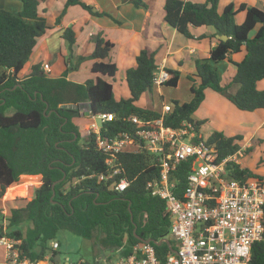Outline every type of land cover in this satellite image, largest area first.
<instances>
[{
  "label": "trees",
  "instance_id": "obj_1",
  "mask_svg": "<svg viewBox=\"0 0 264 264\" xmlns=\"http://www.w3.org/2000/svg\"><path fill=\"white\" fill-rule=\"evenodd\" d=\"M41 1L21 0V9L16 12L0 8V197L16 181L38 185L24 206L11 209L5 218V229L0 224V237L20 240L17 245L19 258L31 262L46 258L55 261L57 251L50 242L61 229L88 240L97 233L103 247L118 249L123 256L130 254L133 246L141 242L137 236L162 241L159 245L151 244L164 260L169 251L175 249V243L169 238L170 218L165 212L164 200L151 196L145 188L146 182L158 175V169L151 164L153 156L143 152L119 153L130 184L123 191L113 190L109 187L110 180L98 179L106 172V164L105 155L96 148L95 134L86 131L83 142L80 141L78 120L82 117L80 104L86 102L91 104L92 114L109 112L114 115L112 120L102 123L100 133L103 136L133 130L132 123L126 120L130 115L143 119L158 118L159 111L138 104L144 92L153 90L152 77L157 68L155 52L145 46L140 49L136 65L126 70L129 96L116 99L112 83L102 77L115 79L116 76V63L105 61L113 43L104 39L100 32L93 34L89 38L93 43L92 51L75 57L72 54L75 32L68 26L61 33L68 50L61 75L50 77L40 63H36L26 76L20 78L18 73L28 61L37 37L49 27L39 13ZM122 1L147 7L144 0ZM217 3L218 0L164 1L163 20L185 37L194 38L190 25L212 26L215 33L227 36L225 40H218L209 57L195 60L194 76L186 75L191 81V98L184 102L172 100L171 110L163 115V123L167 126L176 128L183 121H190L199 132L204 121L194 119L192 114L203 101L207 87L225 96L241 110L264 108V89L258 87V82L264 78V8L229 3L219 13ZM74 4H79L91 15H108L95 10L84 0H65L56 16V24L66 8ZM240 11L244 12V18L236 23L235 15ZM112 19L121 23L117 18ZM257 24L260 26L250 36ZM203 37L205 35L197 38ZM242 46L244 57L233 62L235 73L229 82L221 84L216 64L226 58L231 61L229 55L239 52ZM85 59H93L90 71L98 75L84 82L67 79L68 72L77 70ZM165 69L169 78L163 85L176 87L180 71ZM232 83L238 85L233 92L229 91ZM8 110L11 113L7 114ZM241 139L240 134L226 136L222 131L213 130L206 140L215 146L220 159L239 149ZM252 149L251 144L245 152ZM259 161H263L262 158ZM259 163L254 167H240L233 163L228 168L231 176L240 181L264 179L255 171ZM189 166L190 162L184 161L176 171L178 194L185 186ZM3 219L0 214V221ZM166 238H169V245L163 241ZM251 264H264V229L261 240L252 245Z\"/></svg>",
  "mask_w": 264,
  "mask_h": 264
},
{
  "label": "built area",
  "instance_id": "obj_2",
  "mask_svg": "<svg viewBox=\"0 0 264 264\" xmlns=\"http://www.w3.org/2000/svg\"><path fill=\"white\" fill-rule=\"evenodd\" d=\"M49 70L48 63L41 65ZM169 78L165 68L157 67L152 82L162 86ZM79 107L80 115L87 112L90 120L87 132L95 134L97 150L105 155L106 172L99 180H110L109 187L116 191L125 190L127 178L118 154L143 152L153 156L152 165L158 175L146 182L151 196L164 200L165 212L170 218V236L175 243L162 260L151 242H139L130 254L120 255L112 264H251L252 245L261 240L264 220V180L249 178L238 180L231 176L233 163L244 167L242 159L246 147L240 145L234 153L218 158L213 144L207 142L195 130L193 122L183 121L179 127L163 123V115L171 110V103L163 102L160 116L143 119L130 115L126 120L134 126L131 131H120L112 136H103L100 127L113 119L112 113L92 116L88 103ZM101 120V126L97 123ZM189 161L185 186L177 193L176 171L180 163ZM6 249L5 264H34L27 258H19L20 240L0 237ZM53 249L57 241H51ZM107 264L104 257L95 259L96 264ZM59 264H70L67 260ZM72 264H88L79 259Z\"/></svg>",
  "mask_w": 264,
  "mask_h": 264
},
{
  "label": "crops",
  "instance_id": "obj_3",
  "mask_svg": "<svg viewBox=\"0 0 264 264\" xmlns=\"http://www.w3.org/2000/svg\"><path fill=\"white\" fill-rule=\"evenodd\" d=\"M84 1L87 4L93 6L95 10L99 12L103 11L108 15H111L112 17H109L108 15H91L79 4H74L69 5L66 8V11L62 15L60 22L56 24V16L62 10L65 0H43L39 3V13L45 17L46 24L49 27L43 34L37 37L36 44L28 61L24 64L23 68L18 73V76L20 78L26 76L30 72L31 66L36 63H40V66L43 63H48L49 70L46 73L50 77H58L61 75L62 71L65 69V57L68 54L66 43L62 38L61 33L63 29L68 26H71L75 32V42L72 46V54L75 57L78 55H87L92 51L93 43L89 40V38L93 34L100 32L104 39L109 40L113 43V47L111 48L109 55L105 59V61L116 63L118 69L115 79L117 78V75L125 79L126 70L136 65V56L139 53L140 49L145 46L155 52V62L157 64V67L173 68L180 71V77L177 85L184 77L190 86L191 81L187 79L186 75L190 74L194 76L196 72L195 60L209 57L210 50L217 44L218 40L220 39V35L215 33V29L212 26L190 25L189 30L194 38H187L183 34L178 32L175 28L169 26L163 20V4L165 0H144V2L147 4V7H136L131 2L122 0ZM190 1L203 2L204 0ZM229 3H234L235 6H238L240 3H245L247 5H253L261 9L264 8V0H218L217 11L221 13L224 7ZM0 8H4L12 12L19 11L21 9V0H0ZM113 17L119 19L121 23H115L112 19ZM243 18L244 12H238L235 15L236 23H240ZM259 26L260 25L257 24L254 28L253 34L251 35L250 32L249 35L253 36ZM201 35H205V37L197 38ZM244 54L245 49L244 46H242L239 52L231 53L229 55L231 61H229L227 58L222 61V65H224L225 68L224 70H227V72L229 73L224 81L223 79L220 80L221 84H226L227 82H229L236 70V66L233 62L240 61L244 57ZM92 62L93 59H85L84 61H82L77 70H71L68 72L67 79L74 82H84L88 78L94 79L98 74L92 73L91 71L89 75H86L83 78H80L78 76V71L80 70L79 68L85 65H88L90 68ZM102 77L112 83L113 92L116 99L129 96L128 88H124V90L120 92V95H116L113 84V81H115V79H112L108 76ZM153 86L155 87L154 90H156V92L160 95L163 89L162 87L165 85ZM125 87H127V84L125 85ZM258 87L264 89V78L258 82ZM237 88L238 85L233 84L229 89L231 92H233ZM144 93L138 100V104L146 108L154 109L155 107L150 106L151 102L149 103V101L147 102V100L143 101L142 96L144 95ZM209 94L214 96L217 95L212 92L211 88H205L204 99L192 114V117L194 119L204 121L200 126V130L206 122V119L204 118L206 117V115H204L203 117H196L195 114L202 107L206 109V105L208 103L207 96ZM218 94L221 95L220 93ZM223 97L226 98L225 96ZM247 113H251L247 114L248 116L252 115L251 119L253 120V122H255L253 126H244L243 128L242 126L237 125V128L235 126L231 127L234 128L231 130L229 126L226 125L224 127L229 130L228 133H225L220 129L218 131H222L226 136H229L231 134H240L242 136V139L239 141V144L244 145L246 148H248L254 140L261 139L260 141L256 142L255 148L259 147L260 149L264 150V108L254 111H247ZM83 117L84 116H82L81 118ZM86 119L89 120L88 115L86 116ZM86 124L87 123H85V126ZM243 133L245 134V136H243ZM16 182H14L13 184H15ZM28 184H32L33 188L38 186H35V184L33 183ZM8 189L9 186L5 189V192L0 197V214H3L4 217V219L0 221V224L2 223L4 229L6 227L5 218L10 215L11 209L24 206L30 199L28 197L26 199V196L19 193L8 195ZM95 259L94 262H87L86 260L85 261L88 264H96ZM5 262L6 249L0 243V264H5ZM60 262H62V260L59 256V260L55 259L54 262L46 258L34 264H59ZM100 264L103 263L100 262ZM108 264H112V262H109Z\"/></svg>",
  "mask_w": 264,
  "mask_h": 264
},
{
  "label": "rangeland",
  "instance_id": "obj_4",
  "mask_svg": "<svg viewBox=\"0 0 264 264\" xmlns=\"http://www.w3.org/2000/svg\"><path fill=\"white\" fill-rule=\"evenodd\" d=\"M253 32L254 30L251 31V35L253 34ZM222 63L223 62H219L218 64H216V67L219 71L220 79H223L224 81L227 78L229 72H227V70H224L225 68ZM79 69L80 70L78 71V76L80 78H83L86 75L90 74V68L88 65L82 66ZM113 84L116 95H120V92H122L124 88H127L125 87V79L120 77L119 75H117V78L115 79V81H113ZM154 88L155 87L153 86V91H146L142 96L143 101L147 100V102H151L150 106L155 107L154 109L161 108L163 102L172 104L173 99H178L179 101H189L191 98L189 92V84L184 77L181 79L177 87L163 86L160 95L156 92V90H154ZM212 92L217 95L214 96L209 94L207 96L208 103L206 105V109L202 107L195 114L196 117H203L204 115H206V117H204L206 119V122L199 131L203 138H207L209 133L213 130L220 129L225 133H228L229 130L224 127L226 125L229 126V128L232 130L234 129L231 128L233 126L237 128V125H240L244 128V126H253L255 124V122H253V120L251 119L252 115H247L251 113H247V111L245 110L242 111L241 109L237 108L231 101H228L226 98L219 95L213 90ZM6 113L9 114L11 113V111L8 110ZM87 115V112H84L83 116L85 117V119L84 117L78 119L79 123L81 124V126H79L81 134L80 141H82L86 135L87 124L89 122V120L86 119ZM85 123H87L86 126ZM243 136H245L244 133ZM252 145L253 149L244 154L242 164L243 166L248 165L250 167H254L258 162H260L258 164V169H256L255 171L264 176V150L260 149L259 147L255 148L256 142H253ZM260 158H262L263 161H259ZM16 193L26 196V199L27 197L31 199L33 197V185L28 183L12 184V186H10L8 189V195H14ZM169 238H171L170 234ZM54 240L59 244L58 248H56L55 250L57 251V254H59L62 262L67 260L68 262H70V264L75 263L79 259H84L87 262H94V259L99 256L104 257L107 264L109 262L115 263L120 256V250L103 247L99 242L97 233H95L93 237L88 240L70 232L69 230L61 229L56 233Z\"/></svg>",
  "mask_w": 264,
  "mask_h": 264
},
{
  "label": "water",
  "instance_id": "obj_5",
  "mask_svg": "<svg viewBox=\"0 0 264 264\" xmlns=\"http://www.w3.org/2000/svg\"><path fill=\"white\" fill-rule=\"evenodd\" d=\"M220 39L225 40V39H227V36H226V35H220ZM80 107H81V108H83V107L85 108V107H86L85 103H81V104H80ZM91 108H92L91 104L88 103V109H89L90 113L92 112V109H91ZM91 115H92V116H95V114H92V113H91ZM97 123H98L99 126H101V120H100L99 118H97ZM56 182H57V181H55V182L53 183V185H54ZM137 238L140 239L141 242H146V243H148V242H153V243H156L157 245L161 244V242H162V241L154 242V240H152V239H141L139 236H137ZM163 241H164L165 243H167L168 245H169V243H170L169 238H166V239H164ZM172 251H174V249H172ZM55 259H56V260H59V254H55Z\"/></svg>",
  "mask_w": 264,
  "mask_h": 264
}]
</instances>
